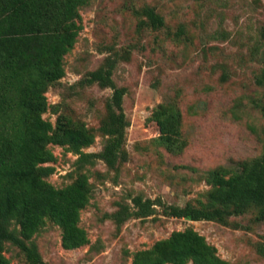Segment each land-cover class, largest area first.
<instances>
[{"label": "rangeland", "instance_id": "obj_1", "mask_svg": "<svg viewBox=\"0 0 264 264\" xmlns=\"http://www.w3.org/2000/svg\"><path fill=\"white\" fill-rule=\"evenodd\" d=\"M150 7L165 20L159 29L146 24ZM82 27L65 56V76L48 88L44 119L59 115L96 133L85 153L103 151L99 129L106 119L110 88L89 85L92 71L115 65L113 79L124 87L125 161L115 169L97 160L87 166L92 199L80 225L89 244L62 246L61 229L47 222L34 238L47 264H133L134 254L151 249L174 232L193 229L230 264H264V222L256 210L229 219L227 225L168 217L132 218L117 227L109 217L132 199L158 200L168 206L206 203L212 186L208 172L239 173L264 152V0H91L80 8ZM167 113V131L184 141L173 154L157 143L161 132L152 121ZM56 161L48 181L56 188L77 177L78 156L50 145ZM8 264H27L11 243ZM188 264H192L189 262Z\"/></svg>", "mask_w": 264, "mask_h": 264}, {"label": "trees", "instance_id": "obj_2", "mask_svg": "<svg viewBox=\"0 0 264 264\" xmlns=\"http://www.w3.org/2000/svg\"><path fill=\"white\" fill-rule=\"evenodd\" d=\"M91 0H0V264H8L5 245L11 243L24 255L27 264H47L34 238L50 221L62 232V246L75 250L89 244L81 227V213L92 199L87 166L97 160L115 169L125 161L126 129L124 111L127 90L113 79L115 65L89 73L86 83L110 88L107 116L99 132L106 137L103 151L85 153L96 133L83 123L59 115L54 125L44 119L49 105L46 91L65 76L64 58L74 48L81 26L80 8ZM146 24L159 29L165 20L154 8L143 9ZM264 111V107H263ZM167 113L158 109L152 116L161 132L157 143L170 153L184 150V141L166 127ZM50 145L65 147L78 156L77 177L62 188L48 178L54 173L56 158ZM207 182L212 186L206 203L168 206L161 199L133 197L119 204L109 217L117 227L132 218L154 216L157 206L168 217L223 225L233 217L256 210L255 222H264V152L247 162L239 173L212 170ZM230 264L217 249L193 229L174 232L151 249L134 254L133 264Z\"/></svg>", "mask_w": 264, "mask_h": 264}]
</instances>
